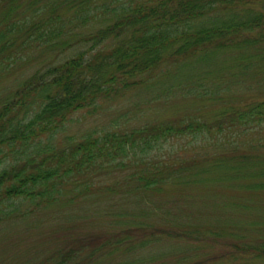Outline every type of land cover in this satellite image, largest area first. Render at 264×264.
Masks as SVG:
<instances>
[{"label": "trees", "instance_id": "16d2710c", "mask_svg": "<svg viewBox=\"0 0 264 264\" xmlns=\"http://www.w3.org/2000/svg\"><path fill=\"white\" fill-rule=\"evenodd\" d=\"M157 75L196 110L61 138ZM91 213L112 230L74 234ZM48 214L61 243L0 260L264 264V0H0V225Z\"/></svg>", "mask_w": 264, "mask_h": 264}, {"label": "rangeland", "instance_id": "374dc122", "mask_svg": "<svg viewBox=\"0 0 264 264\" xmlns=\"http://www.w3.org/2000/svg\"><path fill=\"white\" fill-rule=\"evenodd\" d=\"M157 76L159 77L156 79L154 78L151 85L130 89L123 96L114 101L106 102L93 113H88L84 109L76 111L72 116L71 122L66 126L65 132L60 135L62 136L61 138L64 139L68 134L78 136L89 130H94L96 133H100L102 130L112 128L128 129L132 126H139L145 122L155 121L162 118L185 117L188 114H192L194 112L193 110H196V107L199 105V102L196 100L197 98L184 94L183 90L179 87H174L171 91L163 89L161 84L163 79H161L162 77L160 75ZM171 142L173 143L168 146L175 148L177 145H180L179 142H181V140H174ZM45 216L46 215H43V219L45 218L46 220L45 224L47 232L51 233V229L53 228V225L55 227L56 223L51 219L50 214H48L47 217ZM90 217L89 220L78 219L76 220L77 222H72L70 224L71 231L74 232V234H78L77 231L82 232L83 234L89 231L96 236H99L100 234L104 236L108 231L112 230V227L108 225L105 218L95 216L92 213ZM34 219L35 217H26V219H18L15 222H12L13 220L11 221L14 224L12 225L13 229L10 236L0 238V255L12 257L18 253H25L33 247H35L36 250L40 248L43 251H47L53 244L61 243V238L58 233L53 234L52 232L51 235L54 236L53 238L50 236L40 238L41 235L37 237H34L35 235H33L30 237L27 235V233L33 229L25 231L22 227L24 226V223L32 222ZM10 224L0 225V227L6 229ZM61 224L63 225V222H61ZM5 229H0V237L4 234L2 232ZM12 236L14 237L11 238ZM184 242L189 247H200L196 252L192 251V254L201 253L207 243L214 246V248L206 246V250H211L213 253H215L217 249L225 247L223 241L221 242L220 240L214 239L204 241L203 245L190 239L184 240ZM168 245V242H160L153 248L150 246L144 248L142 252L153 251ZM29 254L30 251L26 253V255ZM0 264H13V258L0 260Z\"/></svg>", "mask_w": 264, "mask_h": 264}]
</instances>
